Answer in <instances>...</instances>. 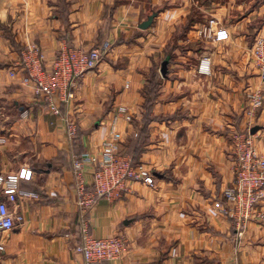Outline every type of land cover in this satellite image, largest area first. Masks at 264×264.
Instances as JSON below:
<instances>
[{"label":"crops","instance_id":"obj_1","mask_svg":"<svg viewBox=\"0 0 264 264\" xmlns=\"http://www.w3.org/2000/svg\"><path fill=\"white\" fill-rule=\"evenodd\" d=\"M152 14L151 27L140 29ZM212 19L227 41L200 35ZM261 36L264 0H0V172L30 167L34 177L22 188L38 195L10 205L24 222L0 233V264H85L75 252L82 215L72 157L99 155L114 124L122 152L155 185L129 182L122 199L100 200L86 214L93 237L127 241L120 260L102 264H264V217L240 235L213 208L235 181L236 136H252L264 155V107L250 113L247 98L264 86L252 59ZM105 43L101 65L84 75L62 118L10 76L29 45L42 48L51 68L64 47ZM204 58L210 75L199 73ZM120 106L131 122L118 116ZM64 118L78 124L76 144ZM256 209L264 216V196Z\"/></svg>","mask_w":264,"mask_h":264},{"label":"built area","instance_id":"obj_2","mask_svg":"<svg viewBox=\"0 0 264 264\" xmlns=\"http://www.w3.org/2000/svg\"><path fill=\"white\" fill-rule=\"evenodd\" d=\"M200 35L217 43L229 39L227 30L215 19L203 27ZM109 49L108 43L91 51L64 47L49 68L42 48L35 44L29 45L21 53L19 70H12L10 76L19 78L23 86H32L35 96L47 104L49 111L62 118V107L76 99L80 81L85 74L98 69ZM252 59L257 64L260 81L264 84V36L256 38ZM210 66V59H202L199 73L210 75ZM247 98L251 103L250 113L263 108L264 86L249 88ZM117 114L128 122L132 121V115L126 107L120 106ZM22 117H27V113H23ZM64 119L68 142L73 145L78 135V124L71 118ZM5 143V139L0 138V144ZM234 155L235 181L214 201L213 208L221 217L232 221L241 235L248 222L264 217L256 209L264 196V155L259 153L252 136L243 134L236 136ZM72 172L82 215L81 241L75 247V252L82 256L85 264L120 260L127 250L126 239L122 236L93 237L86 214L100 200L122 199L129 191V182H141L153 187L155 179L152 172L143 164L134 163L130 155L122 152L115 124L111 128L110 139L103 143L99 155H73ZM88 175H91L90 182ZM33 177L32 169L27 166L16 171L0 172V233L13 231L18 224H23V216L12 210L10 205L17 204L20 199L38 198L36 193L22 188V183L31 182Z\"/></svg>","mask_w":264,"mask_h":264},{"label":"water","instance_id":"obj_3","mask_svg":"<svg viewBox=\"0 0 264 264\" xmlns=\"http://www.w3.org/2000/svg\"><path fill=\"white\" fill-rule=\"evenodd\" d=\"M155 17H156V14H152V15L147 19V21L143 22V23L140 25V29H142V30H147L148 28H150L151 25H152V23H153V21H154V19H155ZM166 70H167V63H164V64L162 65V74H163V75L166 74ZM256 132H257V129H254V130L252 131L253 134L256 133Z\"/></svg>","mask_w":264,"mask_h":264},{"label":"trees","instance_id":"obj_4","mask_svg":"<svg viewBox=\"0 0 264 264\" xmlns=\"http://www.w3.org/2000/svg\"><path fill=\"white\" fill-rule=\"evenodd\" d=\"M77 141H78V135H77V138L75 139V143L74 144H76L77 143ZM132 158H133V160H134V163H138V160L136 159V157H133V156H131Z\"/></svg>","mask_w":264,"mask_h":264}]
</instances>
